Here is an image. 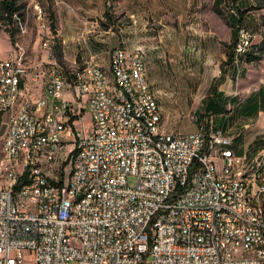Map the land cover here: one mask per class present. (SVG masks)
<instances>
[{
  "label": "built area",
  "instance_id": "1",
  "mask_svg": "<svg viewBox=\"0 0 264 264\" xmlns=\"http://www.w3.org/2000/svg\"><path fill=\"white\" fill-rule=\"evenodd\" d=\"M26 2L44 15L36 34L50 56L29 65L14 40L0 58V264H264V147L243 158L213 116L162 130L142 47L135 73L122 44L111 50L116 82L93 55L67 80L45 6ZM14 20L27 33L28 20ZM263 37L241 26L233 64Z\"/></svg>",
  "mask_w": 264,
  "mask_h": 264
},
{
  "label": "rangeland",
  "instance_id": "2",
  "mask_svg": "<svg viewBox=\"0 0 264 264\" xmlns=\"http://www.w3.org/2000/svg\"><path fill=\"white\" fill-rule=\"evenodd\" d=\"M20 1L21 3L26 2V0ZM181 1L184 3L185 10L184 30L187 40H185L186 45L183 51L186 61L183 62V66L177 63L172 66L173 69L169 67L170 71H166L163 80V84L168 85L164 88L165 96L156 93L160 103L169 111L173 112L176 109L181 111L179 114L165 117L162 120L161 128L168 133L182 129H196V125L187 119L189 113H195L199 116L198 124H207L210 120L211 115L205 110L206 100L213 92L214 79L219 77L221 73V63L227 59L228 49L226 45L231 42V28L227 19L231 13L234 14L232 10L235 7L232 5L237 7L240 0H221L217 8L221 14L216 12V0H201V10L198 9L197 13H195V0ZM41 2L46 7L50 5L48 0H41ZM189 3H191L190 6ZM250 3H252V7L243 13L247 14L249 10L253 11L255 14L253 17L259 18L262 25L260 31L264 36V0H251ZM1 15L0 12V58L10 56L14 40L25 41V50H28V43L30 42L29 65L35 62L46 64L50 55L42 51L39 36L36 34V23H44V20H40L38 14L32 12L28 14L26 5L23 19L28 20V31L25 33L23 23L18 22V32L12 40L8 32V24ZM16 18L20 19L19 16ZM207 30L211 31L210 36L204 37L205 34L202 35V31L208 32ZM188 43L189 47H187ZM219 61L221 63L218 70ZM232 64L224 66L219 89L224 92L226 97H234L235 100L230 102L227 108L235 113L232 119L224 117L229 111H224L222 116L220 114L214 115L213 119L216 128L223 130L226 135L240 138L239 141L235 140L236 148L241 146L243 154L245 153L246 157L250 158L264 147V108H260L258 103V109L250 108L255 112L254 114L249 115L244 112L248 105L258 100L259 88L264 85V62L261 60L252 63L243 61V65L240 67L241 72L238 75L234 72V76L232 75ZM227 73L228 77L226 76ZM183 111L186 114L182 113ZM86 118H89L88 113ZM245 147L247 148L244 152ZM70 148V145H66L60 156L62 158L66 156ZM129 182L135 183V178L131 177Z\"/></svg>",
  "mask_w": 264,
  "mask_h": 264
},
{
  "label": "crops",
  "instance_id": "3",
  "mask_svg": "<svg viewBox=\"0 0 264 264\" xmlns=\"http://www.w3.org/2000/svg\"><path fill=\"white\" fill-rule=\"evenodd\" d=\"M250 2L240 0L238 5L244 10L252 7ZM52 3L62 42L63 67L66 70L82 71L92 55L99 65L109 69L110 53L114 47L122 44L129 54L137 47H142L146 55L149 82L156 93L165 96L164 88L168 85L163 84V80L166 71H170L169 67L177 63L183 66L186 61L183 51L187 40L184 30L185 10L181 0H52ZM195 7V13L201 10V0H195ZM106 13L111 15V22ZM253 16L255 14L249 10L243 16L242 25L252 30H262L259 18ZM207 31H202L204 37L210 36L211 31ZM29 45L30 42L28 50ZM220 63L217 64L218 70ZM36 64L39 63L32 65ZM242 65L243 61L231 65L233 76L234 72L238 75ZM28 86L32 91H40L38 83L30 82ZM160 105L163 119L181 113L177 109L171 112L163 104ZM234 113L232 111L224 117L232 119ZM237 148L243 153L241 146Z\"/></svg>",
  "mask_w": 264,
  "mask_h": 264
},
{
  "label": "trees",
  "instance_id": "4",
  "mask_svg": "<svg viewBox=\"0 0 264 264\" xmlns=\"http://www.w3.org/2000/svg\"><path fill=\"white\" fill-rule=\"evenodd\" d=\"M48 1H50V5L48 7H46L45 5L44 6L48 13V18L50 22L49 24H50V27H51V30L54 36V51H55L54 56H55L56 62L60 65L59 67L60 72L63 74V76L67 80H72L73 78H75V74L73 72H69L63 67L64 58H63L62 42L59 39L57 17H56L55 10L53 9L52 0H48ZM220 2L221 0H216L215 9L217 13L221 14V11L217 9L219 7ZM26 5H27V2L21 3L20 0H0V12L2 14L1 16L3 20L8 24V32L12 40H14L18 32V27H17L18 22L14 20V15L19 16L20 19H23ZM232 6L237 9V14L235 15L231 13V15L227 19V23L229 27L231 28V42L226 45L228 49L227 59L221 63V66H220L221 73L219 74V77H216L214 79L213 82L215 84L213 83L212 85L213 92L206 100L205 110H206V113H209L211 116L218 115V114H224V111H229V113L233 111V110L231 111L230 108H227V106L228 104H230V102H233L235 100L234 97H228V96L226 97L224 92L219 89V85H220V80L223 78L222 73L224 72L223 70L224 66L233 63L235 45L239 38V30H240V27L243 26L242 25L243 16L245 15L243 12L247 10L248 8L242 10L238 4H237V7L236 5L235 6L232 5ZM106 16L109 22H111L112 21L111 15L109 13H106ZM12 27H14V29H12ZM257 42H255L252 45L251 50L248 52L249 54L247 53L246 55L245 61L252 63L255 61L262 60V56H263L262 54L264 53V39L259 40ZM259 93L260 95L258 97V100L253 101L251 105H248L245 108L246 111L244 113L249 114V115L254 114L255 112L250 110V108L254 107L258 109V103L261 106L260 108H264V85H261V87L259 88ZM251 99L253 100V98ZM235 140L239 141L240 138L237 139V137H235Z\"/></svg>",
  "mask_w": 264,
  "mask_h": 264
},
{
  "label": "bare ground",
  "instance_id": "5",
  "mask_svg": "<svg viewBox=\"0 0 264 264\" xmlns=\"http://www.w3.org/2000/svg\"><path fill=\"white\" fill-rule=\"evenodd\" d=\"M234 13V9L232 10ZM235 14V13H234ZM37 16V15H36ZM40 20H44V15L38 14ZM263 38H261L262 40ZM259 43V42H257ZM126 57H124V72L135 73L136 71V60L138 57V49L132 53H128L124 48ZM251 50H247V53ZM247 53H243L235 57V63H240L241 61H245ZM249 54V53H248ZM264 55V53L262 54ZM110 62H112V51L110 53ZM1 63H8V58H1ZM101 75L103 80H109V82H116V75H110V70L101 67ZM223 131V130H222ZM0 146H7V137H0ZM243 158H247L246 155ZM257 168H264V157H258ZM39 164L31 165V172H38ZM20 187H27V180H20Z\"/></svg>",
  "mask_w": 264,
  "mask_h": 264
}]
</instances>
